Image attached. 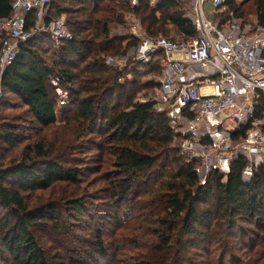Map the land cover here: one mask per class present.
<instances>
[{
    "label": "trees",
    "instance_id": "1",
    "mask_svg": "<svg viewBox=\"0 0 264 264\" xmlns=\"http://www.w3.org/2000/svg\"><path fill=\"white\" fill-rule=\"evenodd\" d=\"M11 1L0 0V18L10 15ZM226 5L235 17L252 10L264 27V0H226ZM127 12L139 17L152 37L168 36L169 26L180 37L197 35L184 17L183 0H158L155 7L149 0H138L135 7L129 0H51L44 22L65 15L72 38L53 52L50 36L43 33L22 43L6 67L0 110L21 108L36 135L20 159L10 157L4 163V156L30 135L17 133L9 116L0 118V260L50 264L33 227L57 228L59 204L80 213L82 202L67 197L34 207L31 198L60 184L74 187L71 194L80 188L84 170L67 165V158L88 140L98 156L86 171L109 181L112 212L107 215L109 226L93 232L91 254L108 264H227V255L237 262L230 264H264V160L248 180L243 177L247 157L239 156L228 173L214 171L199 185L198 164L188 162L174 144L170 119L152 102L137 99L138 92L159 86L158 81L124 82L127 70L143 69L106 63L107 57L126 55L137 43L129 34L110 33L111 23ZM154 65L161 74L160 60L150 69ZM53 79L69 91L66 105L58 104ZM257 109V116L264 118V99ZM250 128L248 123L232 132V139L246 137ZM234 233L238 248L230 245ZM67 264L90 262L70 256Z\"/></svg>",
    "mask_w": 264,
    "mask_h": 264
},
{
    "label": "built area",
    "instance_id": "2",
    "mask_svg": "<svg viewBox=\"0 0 264 264\" xmlns=\"http://www.w3.org/2000/svg\"><path fill=\"white\" fill-rule=\"evenodd\" d=\"M51 0H12L10 15L0 18V97L1 79L7 66L18 55L22 43L50 36L51 51L58 52L64 41L72 38L64 16L44 22ZM132 7L138 0H129ZM155 7L158 0H149ZM184 17L190 20L195 36L171 39L150 36L139 17L129 14L133 60L148 62L156 54L160 59L161 78L154 96L139 97L150 101L157 112L171 121H183L179 143L187 161H196L199 185L214 172L228 173L239 156L247 157L243 177L249 179L253 168L264 160V118L257 116L264 99V27L255 19L251 29L235 18L226 0H183ZM32 14L30 20L29 15ZM55 58L60 60V56ZM114 59L107 57L106 63ZM59 105H66L69 91L51 80ZM226 121L229 130L221 132ZM251 124L246 137L233 140L231 133Z\"/></svg>",
    "mask_w": 264,
    "mask_h": 264
},
{
    "label": "rangeland",
    "instance_id": "3",
    "mask_svg": "<svg viewBox=\"0 0 264 264\" xmlns=\"http://www.w3.org/2000/svg\"><path fill=\"white\" fill-rule=\"evenodd\" d=\"M130 2V1H129ZM131 3V2H130ZM185 5V3H184ZM132 6V4H131ZM131 13H123V15L117 20L111 23L110 25V33L111 35H127L129 32V21L125 20L124 17ZM64 19H65V15ZM237 19H241L246 24V28L253 26L255 21V15L252 10H246L244 15L241 17H235ZM141 21V20H140ZM142 27V25H141ZM143 28V27H142ZM170 34L168 36H162L171 38V39H180L181 37L173 30L172 26H169ZM144 29V28H143ZM145 30V29H144ZM130 40V39H128ZM126 43V42H125ZM132 47H130L127 51L126 55H121L119 57H114V61L110 64L113 67L123 68L124 66L128 67H138L141 72H129L127 70L123 74L122 81H126L128 79L138 81V83H143L150 80L160 81L161 74L160 68L155 67V65L151 68L155 59H161L162 55L153 56L149 59L148 62H145L140 68V65L133 60V52ZM156 64V63H155ZM159 64V61L158 63ZM150 69V70H149ZM139 87V84H137ZM135 86L127 85V89L131 91L134 90ZM158 89V86L155 88H150L148 90H141L136 95L137 97H150L155 95V91ZM137 98V99H138ZM12 100L15 105L17 104L16 98L12 97ZM23 114V110L21 108L15 109H7L3 108L0 110V118L4 116H9L10 123L16 126L17 133H21L23 135H30V138L26 137L11 153H7L3 161L7 163L8 158H21L23 155V147L28 143L32 142L35 138L36 132L29 130L30 121L28 118H25ZM6 119V118H5ZM60 119V118H59ZM2 123V120H0ZM172 130L175 132L176 137L174 139V144L179 146L181 141V135L183 128L185 127V123L183 121H177V123H171ZM230 124L226 121L225 125L221 126V132L229 130ZM34 136V137H33ZM88 141V140H87ZM82 143L80 147L69 156L68 164L71 166H78L84 170L82 172L80 188L71 194L72 190H75L74 187H66L64 184H60L56 187L55 190L47 191V192H36L31 198V205L34 207H39L43 202L55 200L60 203L61 199L69 198H79L82 202V209L80 213L73 212L68 208L61 207L59 204V208L61 210L60 213L56 214L57 222H55L56 227L52 224H40L36 227H33L34 236L37 242L43 247L45 251L46 258L50 264H67V259L70 256L75 257H83L88 258L90 264H108L105 259H100L94 254H91V250L94 247V237L93 232L95 229L100 228L104 230L109 226L107 215H110L111 208L109 198V191L106 188L107 183L109 181H101L99 179L100 174L91 173L86 171V166L95 164V159L98 156V153L94 149H89L91 147L90 143ZM25 150V149H24ZM40 215V214H39ZM236 232V231H234ZM236 234L234 233V237L231 238L230 245L238 248L239 242L236 238ZM239 237V236H238ZM130 258H127L129 260ZM237 263L232 256H225L223 258V263ZM0 264H10V260L6 259L5 261L0 260Z\"/></svg>",
    "mask_w": 264,
    "mask_h": 264
}]
</instances>
